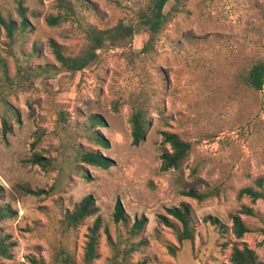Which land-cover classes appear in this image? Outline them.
Wrapping results in <instances>:
<instances>
[{
    "label": "rangeland",
    "instance_id": "374dc122",
    "mask_svg": "<svg viewBox=\"0 0 264 264\" xmlns=\"http://www.w3.org/2000/svg\"><path fill=\"white\" fill-rule=\"evenodd\" d=\"M71 1L67 9L58 0H0L5 21L19 30L23 6L30 26L11 37L0 23V204L13 212L0 223L12 257L0 263L56 264L57 253L67 249L84 264L88 229L98 216L99 256L91 264H231L236 242L264 260V198L239 197L246 186L261 190L256 180L264 179V89L244 83L246 71L264 59V0H170L157 38L149 42V31L140 29L131 44L101 49L76 73L59 70L51 41L77 55L92 26H138L152 0ZM49 16L61 20L53 25ZM138 110L147 117L146 136L134 144L131 117ZM92 114L105 124L90 130ZM164 132L192 144L179 169L161 168L162 154L171 150ZM77 149L113 163L74 165ZM35 154L51 164H35ZM186 186L211 196L200 201L184 194ZM25 187L55 190L33 195ZM87 195L95 198L97 214L68 230L66 212ZM117 202L127 225L114 221ZM183 203L191 207L195 238L181 243L161 216L181 227L169 209ZM244 206L255 214L241 212ZM234 215L250 228L241 239L232 231ZM142 217L143 230L129 239L127 228ZM133 243L139 248L125 259Z\"/></svg>",
    "mask_w": 264,
    "mask_h": 264
},
{
    "label": "trees",
    "instance_id": "16d2710c",
    "mask_svg": "<svg viewBox=\"0 0 264 264\" xmlns=\"http://www.w3.org/2000/svg\"><path fill=\"white\" fill-rule=\"evenodd\" d=\"M61 2L62 6L67 9H71L73 3L71 0H58ZM170 2V0H152L151 4L148 5L146 9H143L140 13V21L138 26L132 24H125L124 22H120L117 25L109 28H99L96 26H92L90 30H88V42L84 49L77 55H66L63 47L59 45L55 41H51L52 49L55 53L56 58L60 62V69L71 73H76L79 71H83L91 64H93L99 57V51L103 48H124L131 44L134 39L136 33L140 29H145L149 31L151 34L149 42L154 40L159 36V34L164 30L167 22L168 16L165 12V7ZM20 13L22 16V21L20 23L21 28L18 30L16 25L12 21H5L0 14V23L6 28L9 36L14 37L17 31L22 33H26L30 30V26L26 19V9L21 6ZM60 18L56 16H49L48 21L50 24H58L60 22ZM148 42V43H149ZM147 43V49H148ZM51 68V67H49ZM47 68L48 72L51 70ZM54 68V67H53ZM244 83L251 89L255 91H262L264 89V59L259 60L255 64H253L246 74L244 75ZM11 109L7 106V112ZM17 118V115H14ZM3 130L4 132H8L11 130L10 117L9 114H3ZM90 124L89 129L97 128L101 125H104L105 122L102 117L92 114L90 116ZM132 123V136L133 143L139 144L145 139L146 136V124L147 117L145 112L138 110L133 113L131 117ZM95 141L100 144L106 145L105 140L100 135H95ZM163 141L164 143H169L171 146L170 149H166L162 154V170L168 171L170 169H179L183 162L187 159L192 144L184 139H182L178 134L172 132H164L163 133ZM32 161L35 164H39L43 167H47L44 159L35 154L32 157ZM84 162L93 166H101V167H109L113 163V160L109 157H104L102 154L91 151V150H83L77 149L75 152L72 163L77 165V162ZM79 167V166H78ZM84 177H88V175L84 174ZM256 183L261 190H257L252 186H246L240 189L239 197H243L245 195L251 196L253 200H257L259 198H264V179L258 178ZM189 188V189H188ZM26 192L33 195H41V194H52L55 190L54 187H51L48 190L45 189H32L30 187L24 188ZM184 194L196 198L200 201L205 200L211 196V193L199 192L194 189L193 186L185 187ZM98 206L96 204V200L93 195L85 196L73 209L72 211H67L64 218L65 227L70 229H75L79 227L85 219L88 217L97 214ZM249 215H254L255 212L253 208L244 206L242 211ZM169 213L177 219L181 227H178L171 219L166 218L165 216H161V221L167 226L173 227L177 231L178 239L181 243L186 240H194L195 238V228L193 225V217L191 214V207L187 203H183L180 207H173L169 209ZM13 212L9 205L0 204V223L11 217ZM114 221L117 224L127 225L129 224V219L125 213L124 207L121 202H117L115 206L114 213ZM147 222L146 217H142L140 219H136L130 228H127L128 238L131 239L137 236L144 228ZM233 227L232 231L238 239L243 238L245 233L250 231V228L245 224L244 220L240 217V215L233 216ZM213 223L220 226L224 231L227 230V227L219 222L217 219H213ZM102 227L101 217L98 216L93 225L89 226L87 237L88 240L85 246L84 253V264H91L95 259L98 258L99 254L97 251L99 238H100V230ZM1 230V228H0ZM139 248V244H131L127 245L124 250V258L126 259L127 255L136 251ZM170 251L173 254H176L177 248L175 246L169 247ZM11 243L7 241V237L3 236L0 231V258H11ZM120 253V250H119ZM56 264H77L75 257L73 254L67 250L62 249L57 253L56 256ZM231 264H264V260H261L256 252L250 245L246 242H236L233 246L231 257ZM2 264V263H0ZM135 264H146V261H140Z\"/></svg>",
    "mask_w": 264,
    "mask_h": 264
}]
</instances>
